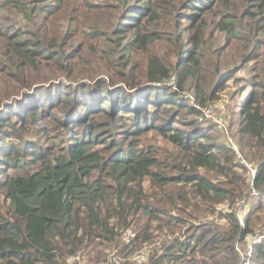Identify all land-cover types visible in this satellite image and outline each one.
Here are the masks:
<instances>
[{"label":"trees","instance_id":"obj_1","mask_svg":"<svg viewBox=\"0 0 264 264\" xmlns=\"http://www.w3.org/2000/svg\"><path fill=\"white\" fill-rule=\"evenodd\" d=\"M64 1L0 0V264H239L264 235V0H116L97 42L44 34ZM230 80L219 141L195 103Z\"/></svg>","mask_w":264,"mask_h":264},{"label":"rangeland","instance_id":"obj_2","mask_svg":"<svg viewBox=\"0 0 264 264\" xmlns=\"http://www.w3.org/2000/svg\"><path fill=\"white\" fill-rule=\"evenodd\" d=\"M31 0H23L24 4L29 5ZM118 2L116 0H65L63 4V11H61L57 16L53 19V21L48 25L49 27L47 29H43L44 34H49V31L53 28H55L57 25H63L65 22H69L70 19L74 20V22L79 24V35L81 40H90V41H96L97 39H91L90 32H93L94 28H100V29H107L110 31L111 28L115 27L117 25V19L120 15V7L116 6ZM111 6V7H109ZM2 11V9H1ZM14 14V13H12ZM16 15V14H15ZM71 16V17H70ZM21 22L25 23L26 20L21 17ZM107 31V32H108ZM80 40V41H81ZM78 41H76L77 43ZM63 78V77H61ZM231 80L228 82V85L224 87L221 90H216L214 94H216L215 97L209 98L204 104H197L196 108L199 109L200 113L197 117L201 119L203 123L209 124L214 126L211 122L215 123L217 125V129L214 126V133L213 136L215 139L219 141H226L225 138H223V135L219 132V128L222 130L225 129L226 122L228 114L230 115V118L233 117L232 110L235 106L234 102L239 97V93H233L235 88H232L231 86ZM76 84V83H75ZM168 85H170L168 83ZM177 88V87H176ZM27 92V91H26ZM186 97L192 98V94L189 91H183ZM13 101L12 98L4 99L3 103H11ZM230 130L226 133L228 139H231V134L233 136V139L238 141L239 134L237 133V130L234 129L233 133ZM146 142L153 143L158 146V148L162 151H169L171 146L160 136L156 134H148L146 137ZM237 149V145H236ZM175 153L178 156V159H185L186 156L184 152L179 151L175 147ZM248 166L251 167V170H254L253 166L250 162H248L245 159ZM210 175L213 177H216V172L211 171ZM219 178V177H218ZM252 191L257 195L256 191L252 189ZM4 198L0 194V205H3ZM229 202H225L223 205L225 207H228ZM223 205H219L218 208H221ZM3 209L7 212L10 210V207L8 204H5ZM248 209V204L242 200L238 205V216L243 219L244 212ZM220 221H222V218H218ZM264 237V235H259L257 237H248L249 244L246 246L245 251H241L239 248V245L237 243V247L240 250V262L239 264H242L244 260H247L248 264H251L250 262V251L252 250V245L255 242H258L261 240V238ZM117 252V255L121 257V260H125L126 258L123 257V255L120 253L118 249H113ZM112 250V251H113ZM111 251V252H112ZM110 252V253H111ZM109 256V255H108ZM107 256V259H108ZM106 259V261H107ZM104 261V262H106ZM119 262V263H120Z\"/></svg>","mask_w":264,"mask_h":264},{"label":"built area","instance_id":"obj_3","mask_svg":"<svg viewBox=\"0 0 264 264\" xmlns=\"http://www.w3.org/2000/svg\"><path fill=\"white\" fill-rule=\"evenodd\" d=\"M169 84L175 85V76L172 75V77L168 80ZM235 146V145H234ZM236 147V146H235ZM244 162L246 163V161L244 160ZM247 164V163H246ZM248 165V164H247ZM135 235V232L132 229H128L127 232V240H129L130 236ZM251 253V251H250ZM147 255H148V251L146 248H143L142 250L138 251L137 253H135L133 256L131 257H127L126 259H131V260H136L138 263H142L144 261L147 260ZM121 260V257L117 255V252L115 250H113L109 256L106 262L103 263H96V264H118ZM247 260L242 261V264H248V262H246ZM79 264H82L81 262Z\"/></svg>","mask_w":264,"mask_h":264}]
</instances>
